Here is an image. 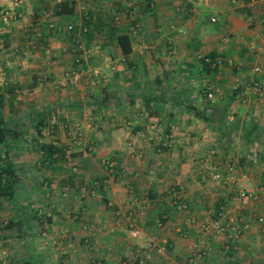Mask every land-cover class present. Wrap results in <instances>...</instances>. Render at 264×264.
<instances>
[{"label": "crops", "instance_id": "1", "mask_svg": "<svg viewBox=\"0 0 264 264\" xmlns=\"http://www.w3.org/2000/svg\"><path fill=\"white\" fill-rule=\"evenodd\" d=\"M59 1L0 0L20 11L0 13V120L16 173L0 198V259L187 264L205 239L202 264H264V91L250 86L264 87V0H72L55 12ZM210 52L222 62L205 71ZM76 66L77 81L52 83ZM41 141L62 154L42 161ZM240 187L256 198L238 201ZM219 211L246 223L235 249L197 229ZM150 236L167 258L139 247Z\"/></svg>", "mask_w": 264, "mask_h": 264}, {"label": "built area", "instance_id": "2", "mask_svg": "<svg viewBox=\"0 0 264 264\" xmlns=\"http://www.w3.org/2000/svg\"><path fill=\"white\" fill-rule=\"evenodd\" d=\"M255 0H251L253 3ZM0 13L2 15H8V17H11L13 15H19L20 11L15 8H6L3 7L0 9ZM263 21V19H262ZM261 21V22H262ZM78 60V59H76ZM222 62V58L220 56H215L214 61L212 62V65L220 64ZM256 68V67H255ZM81 74V67L76 66L75 68L70 69L69 71H66L62 77H60L57 80H52V83L55 85H62L66 82H75L78 80ZM249 84H246L247 87ZM254 87V89L259 93H263L264 87L260 83L253 81V83L250 85ZM207 96L211 95V91H207ZM49 129L46 128L45 132H47ZM72 139L74 141H78L82 139L83 135V129L80 125L75 124L72 127ZM211 177L213 179H222L223 181H229L231 184L233 183L232 178L228 175H222L218 171H213L211 173ZM172 194H174V191H171ZM235 198L240 202H245L247 199H254L256 198V192L250 189H246L243 187H240L236 189V194L234 195ZM118 210H115V213H117ZM4 223V222H3ZM2 223V224H3ZM1 224V223H0ZM246 223L240 219V217H237L235 214H228L225 215L222 213V211L218 212L217 217H212L209 219H205L202 221H199L197 223V229L202 234L208 235L211 233L215 238L219 237H227L230 238V243L226 244V246H229L232 249L236 248V243L234 241L235 238L239 236L243 228L245 227ZM135 222L134 217L131 216V214H127V229H132L133 232H136L137 229L135 228ZM139 247L144 251H152L155 255L159 256L162 260L167 258V250L166 245L163 242L158 241L155 236H150L142 241L139 242ZM209 244L205 241V239L199 240V242H193L188 245V250L190 252V256L187 259V264H202L199 260H197L199 257L205 254V252L208 250ZM0 252H5L4 250H0ZM140 263H143V259H139ZM8 258L7 256L0 259V264H7ZM168 264H185V262H176V261H168Z\"/></svg>", "mask_w": 264, "mask_h": 264}, {"label": "trees", "instance_id": "3", "mask_svg": "<svg viewBox=\"0 0 264 264\" xmlns=\"http://www.w3.org/2000/svg\"><path fill=\"white\" fill-rule=\"evenodd\" d=\"M73 3L72 0H61L59 1L57 7L54 9L55 12H59L65 8L67 4ZM118 44L120 45V48L122 52H127L129 47L125 46V43L127 42V35L126 33H119L116 37ZM215 53L210 52L207 55H204L201 57V62L203 69L205 71H209L214 65H212V62L215 58ZM3 104V93L0 92V106ZM40 127H36L37 131H40ZM10 135V131H8V128L4 126L2 121L0 120V144L3 145V150L0 155V198H6L11 197L14 191V182L16 180V173L13 170L11 158L8 155L7 151V141H6V135ZM38 149L40 150V157H42V161H50L51 157L54 156V154H62V150L59 146L53 145L50 142H43L41 141L38 143ZM112 164V163H111ZM6 225V224H5ZM8 226V224H7Z\"/></svg>", "mask_w": 264, "mask_h": 264}]
</instances>
